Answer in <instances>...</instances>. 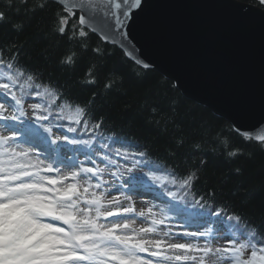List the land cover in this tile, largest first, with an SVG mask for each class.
<instances>
[{
  "label": "snow or ice",
  "instance_id": "6c2138e0",
  "mask_svg": "<svg viewBox=\"0 0 264 264\" xmlns=\"http://www.w3.org/2000/svg\"><path fill=\"white\" fill-rule=\"evenodd\" d=\"M257 4L264 11V0ZM5 7L26 16L51 9L55 36L79 40L80 48L87 51L86 41L95 35L101 43L118 45L137 67L150 68L134 55V46L125 43L129 35L125 29L129 21L135 22L132 10L143 11L142 0H41L38 4L8 0ZM9 11L0 10V24L8 22L22 31V22H12ZM91 51L104 55L99 46ZM21 54V47L14 44L0 46V121L6 122L0 124V264H264V214L255 222L220 203L211 210L220 227L180 232L155 204L137 211V184L144 192L157 185L170 201L179 202L165 206L177 215L187 210L189 196L191 207L206 208V197L214 201L215 190L200 194L195 187L207 159L202 156L183 172L178 166L154 164L147 148L131 139L104 135L107 118L97 116L93 105L113 91L115 80L106 78L104 91L82 102L70 95L66 85L22 64ZM76 62L75 51L58 59L62 68ZM98 82L93 63L83 83ZM158 114L153 105L149 115ZM172 125L178 126L175 119ZM234 131L264 152V123L255 132L238 127ZM22 135L27 147L19 143ZM174 143L175 148H183L185 139L178 136ZM61 144L74 146L84 161L59 158L60 149L54 146ZM220 148L229 159L244 155L243 149L226 140L220 141ZM200 150L201 144L193 141V154ZM169 155L174 157L175 150ZM125 174L130 179L123 180ZM234 174L241 175L242 169L237 167Z\"/></svg>",
  "mask_w": 264,
  "mask_h": 264
},
{
  "label": "trees",
  "instance_id": "16d2710c",
  "mask_svg": "<svg viewBox=\"0 0 264 264\" xmlns=\"http://www.w3.org/2000/svg\"><path fill=\"white\" fill-rule=\"evenodd\" d=\"M244 1L257 4V0ZM13 2L19 4V0ZM40 2L30 0L32 4ZM7 3L8 0H0V10L9 11L5 7ZM51 16V9L27 16L23 11L20 15L9 11L10 20L22 22L23 30H14L8 22L0 24V46L11 47L14 44L21 47L19 59L22 64L42 71L46 77L50 75L54 83L66 85L70 95L82 102L88 101L93 93L103 92L106 78L115 80L113 91L105 93L93 105L97 116L107 118L104 135L131 139L141 148H147L150 150L149 159L154 164L169 168L178 166V171L183 172L202 156L207 159V164L198 173L200 180L195 187V192L200 194L207 193L209 189L215 190L214 201L206 197V208L191 207L193 201L189 196L187 210L177 215L165 206L169 202H179L170 201L157 185H151L153 191L144 192L142 185L137 184L138 196L144 197L148 204L157 205V211L164 209L171 225L180 232L204 228L214 231L220 227L211 215V210L220 203H226L231 210L242 213L246 219L255 222L261 220L264 214V152L237 135L228 120L185 97L174 82L159 71L137 67L116 45L101 43L97 36L92 35L86 41L88 50L83 51L80 48L81 41L55 36L51 30ZM94 46L101 47L104 55L95 56L91 51ZM69 51L77 53V62L74 67L62 68L58 59ZM93 63L97 65L99 82L96 86L85 85V73ZM137 72L141 74L139 77ZM153 105L157 106L159 113L155 117L149 115ZM173 108L176 111H172ZM173 119L178 125L175 128ZM165 126L167 131L164 130ZM201 134L202 139L199 138ZM178 136L184 137L185 145L177 149L174 139ZM221 140H226L233 148L243 149L244 155L229 159L221 151ZM193 141L201 144V150L195 155L192 152ZM54 147H59L60 156L67 155L68 145ZM173 150L176 152L174 157L169 155ZM78 153L85 159L82 152ZM237 167L242 169L241 175L234 174ZM122 179L130 178L125 174Z\"/></svg>",
  "mask_w": 264,
  "mask_h": 264
},
{
  "label": "water",
  "instance_id": "95a60500",
  "mask_svg": "<svg viewBox=\"0 0 264 264\" xmlns=\"http://www.w3.org/2000/svg\"><path fill=\"white\" fill-rule=\"evenodd\" d=\"M126 44L181 93L255 132L264 123V11L244 0H142ZM119 47L118 45H116Z\"/></svg>",
  "mask_w": 264,
  "mask_h": 264
},
{
  "label": "rangeland",
  "instance_id": "374dc122",
  "mask_svg": "<svg viewBox=\"0 0 264 264\" xmlns=\"http://www.w3.org/2000/svg\"><path fill=\"white\" fill-rule=\"evenodd\" d=\"M4 123H6V122L0 121V124H4ZM7 123H11V122H7ZM19 143L22 146H24V147L28 146L27 144H25V138H24L23 135L20 137ZM68 146H69L68 147V152H67V155H65V157H71V158L76 159L78 161H84V159L80 157L79 153L75 151V147L74 146H71V145H68ZM62 152H64V151L62 150ZM59 158L64 159V157H61L60 155H59ZM113 194H115V193L113 192ZM134 199L136 200L137 211H139L141 209H145L148 206V203H147V201H146V199L144 197H141V196L137 195V196L134 197ZM140 219L141 218H138V224L140 223ZM175 230H177V229H175Z\"/></svg>",
  "mask_w": 264,
  "mask_h": 264
}]
</instances>
